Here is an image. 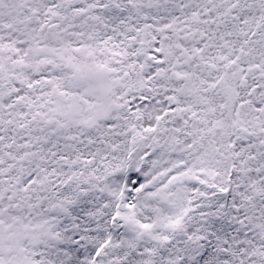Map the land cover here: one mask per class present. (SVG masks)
<instances>
[{
  "label": "snow or ice",
  "instance_id": "1",
  "mask_svg": "<svg viewBox=\"0 0 264 264\" xmlns=\"http://www.w3.org/2000/svg\"><path fill=\"white\" fill-rule=\"evenodd\" d=\"M0 264H264V0H0Z\"/></svg>",
  "mask_w": 264,
  "mask_h": 264
}]
</instances>
